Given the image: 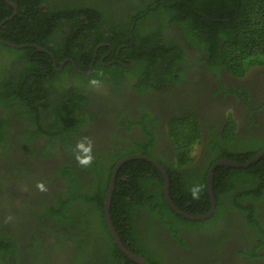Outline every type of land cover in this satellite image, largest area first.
Returning a JSON list of instances; mask_svg holds the SVG:
<instances>
[{
    "label": "trees",
    "instance_id": "1",
    "mask_svg": "<svg viewBox=\"0 0 264 264\" xmlns=\"http://www.w3.org/2000/svg\"><path fill=\"white\" fill-rule=\"evenodd\" d=\"M10 1L16 4L14 14L13 7L0 0V23L5 20L0 24V39L20 47L0 42V173L11 180L13 175L26 177L27 189L17 193L12 186L4 195L7 188L0 179V264H137L114 244L104 218V198L119 159L137 153L155 157L152 134L140 121L148 136L145 144L107 148L93 143V163L79 166L75 144L82 136L90 137L86 130L96 125L98 116L88 97L103 86L117 92L114 89L129 80L139 91L156 82H178L181 49L171 43L166 47L158 39L170 24L178 26L191 45L203 48L205 55L199 60L209 68L223 67L230 75L242 77L249 66L264 64V0ZM65 58L84 72L94 62L89 74L75 71L70 63L57 71L55 66ZM92 78L101 81L99 88L89 85ZM234 129L229 117L221 137L208 143V157L192 165V152L202 134L196 115L168 121L174 162L162 164L170 181L169 198L181 211L190 215L208 211L205 177L215 161L243 163L264 148V138L238 140ZM50 156L59 160L50 164L43 177L58 184L41 196L31 171L43 173L34 159ZM191 172L197 177L187 178ZM196 185L202 186L198 200L189 191ZM212 186L218 204L224 200L226 207H217L211 218L189 220L167 206L159 171L145 160H129L115 176L111 222L127 249L147 264H159L151 257L149 245L161 240L167 245L171 240L179 249H187L181 232L195 239L209 238L218 215L237 211L242 226L256 240L252 252L244 253L257 256V248L264 246V229L257 219L258 206H264V155L245 168L217 166ZM220 243L216 239L212 246ZM209 248L197 250L195 256L193 250L186 257L200 262Z\"/></svg>",
    "mask_w": 264,
    "mask_h": 264
},
{
    "label": "flooded vegetation",
    "instance_id": "2",
    "mask_svg": "<svg viewBox=\"0 0 264 264\" xmlns=\"http://www.w3.org/2000/svg\"><path fill=\"white\" fill-rule=\"evenodd\" d=\"M64 29L67 30V28ZM160 33L158 39L161 44L168 47L171 43L172 48L178 46L181 49L183 61L181 60L177 64L181 67L182 78L178 82H156L155 86L146 87L141 91L133 86V80L125 82L119 88L116 87L114 90L117 92L109 91L107 86H103L102 90L99 88L96 94L88 97L91 101L90 105H94L93 107L98 111L96 125H92L91 129L86 130L94 145L101 146L103 143V146H107V148H114L116 146L126 147L129 144L132 147L138 146L139 143L145 144L148 136L143 133L141 127L140 121H143L144 128L152 134L151 150L155 157L150 158L160 164L163 161L165 164L173 163L172 144L166 133L167 123L172 117L183 116L188 113L196 115L202 133L200 142L195 145L192 152V165L201 164L208 157L210 153L208 143L211 144L213 137H221L229 117L234 124L236 139L251 138L258 140L264 138V64L249 66L242 77L230 75L223 67L214 71L208 67L206 62L199 60L205 55L203 48L191 45L183 37L178 26L170 24ZM37 49L43 50L39 46ZM107 55L108 53L103 55L101 63ZM118 57L120 60H125L121 56ZM93 62L94 60L85 72L79 71L75 63L69 58L63 59L59 67L55 66V62L53 64L57 71H60L65 63H70L75 71L89 74ZM103 65L107 64L103 63ZM126 117L128 121L125 123ZM116 121L120 122L118 126L115 125ZM58 160L59 156L34 159L36 168L44 171L43 173L38 170L35 173L33 170L31 171L34 174L32 179L35 178L36 183L43 182L47 188L45 192L39 191L41 196L58 184L55 179L52 180L53 182L51 180L48 182L43 177L48 175L47 171L51 168L50 164ZM45 170L47 171L45 172ZM28 175V173L25 174V176ZM177 176L182 177L183 174L179 173ZM186 177L195 178L197 174L194 172L187 173ZM206 178L207 176L205 177V188ZM0 179H3L4 186L7 188L4 195H7L12 186L17 190V193L27 189L26 177L24 176L15 179L13 175L11 180L10 176L0 173ZM169 186L168 177V190ZM20 197L19 195L18 197L15 196L14 202L17 206L20 204ZM214 200L215 210L209 218L215 215L217 207H226L224 200L219 204L215 196ZM182 207H188V205ZM258 209L257 219L264 229V206H258ZM239 218H241V214L237 211L229 212L227 210L216 217L215 231L213 230L209 238L201 236L200 239H195L181 232L180 237L185 238L184 243L187 245V249H179L176 245L177 242L170 240V244L166 245L165 241L161 240L162 243L148 246L149 253L151 257L156 258L155 261H158L159 264L173 262L181 264L187 260L192 264H264V246L257 248V256L255 257H250L244 253L245 251L252 252L256 240L251 239V231L242 226L243 220L239 221ZM184 235L185 237H183ZM216 239H221L220 246L217 248L212 246ZM210 246L212 248H209ZM205 247L210 250L205 259L200 256L203 259L193 263L187 258L193 253V250H195V256L197 250L200 251ZM197 255L199 257L200 254Z\"/></svg>",
    "mask_w": 264,
    "mask_h": 264
},
{
    "label": "water",
    "instance_id": "3",
    "mask_svg": "<svg viewBox=\"0 0 264 264\" xmlns=\"http://www.w3.org/2000/svg\"><path fill=\"white\" fill-rule=\"evenodd\" d=\"M6 3H8L9 5H11L14 9L13 14L16 11V4L11 2L10 0H4ZM13 15H11L10 17H12ZM9 17V18H10ZM5 21V20H4ZM4 21H2L1 23H3ZM0 23V24H1ZM0 42L6 45H10L12 47H20V45H14L11 44L7 41L1 40ZM264 155V148L259 151L256 155H254L252 158H250L249 160L243 162V163H238V162H234L231 161L229 159H220L215 161L209 168L208 173H207V178H206V191H207V195L209 198V209L206 213L204 214H200V215H190L188 213H185L183 211H181L177 206H175L173 204V202L171 201V199L169 198V192H168V177L166 174V170L164 168V166L160 163H158L156 160L142 155V154H131V155H127L125 157H122L121 159H119L112 171H111V175L109 178V183H108V187L105 193V198H104V207H103V213H104V218H105V222L107 225V228L110 232V235L114 241V244L119 248V250L131 261L137 263V264H147L146 261L139 255H137L136 253L130 251L129 249H127L121 242L120 238L118 237L113 224L111 222L110 219V214H109V206H110V201H111V196H112V192L114 189V180H115V176L116 173L119 169V167L124 164L125 162L129 161V160H134V159H141V160H145L149 163H151L162 175V192L164 195V200L166 202V204L168 205V207L173 210L175 213L181 215L184 218H187L189 220H205L207 218H209L212 213L215 210V200H214V196H213V192H212V187H211V181H212V176H213V171L214 169L219 166V165H225V166H230V167H235V168H245L248 167L250 164L256 162L261 156Z\"/></svg>",
    "mask_w": 264,
    "mask_h": 264
},
{
    "label": "clouds",
    "instance_id": "4",
    "mask_svg": "<svg viewBox=\"0 0 264 264\" xmlns=\"http://www.w3.org/2000/svg\"><path fill=\"white\" fill-rule=\"evenodd\" d=\"M99 77L103 76V72H98L96 74ZM89 85L94 88H99L101 86V81L97 78H92L89 80ZM93 141L88 136H82L80 137L74 148V158L77 162V164L81 167H89L93 163ZM36 188L41 191L45 192L47 191V188L43 182H37ZM191 192L192 198L194 200H198L199 194L202 191V186L196 185L189 189Z\"/></svg>",
    "mask_w": 264,
    "mask_h": 264
},
{
    "label": "rangeland",
    "instance_id": "5",
    "mask_svg": "<svg viewBox=\"0 0 264 264\" xmlns=\"http://www.w3.org/2000/svg\"><path fill=\"white\" fill-rule=\"evenodd\" d=\"M159 2H163V0H158ZM203 256V258L205 259V255H202Z\"/></svg>",
    "mask_w": 264,
    "mask_h": 264
}]
</instances>
